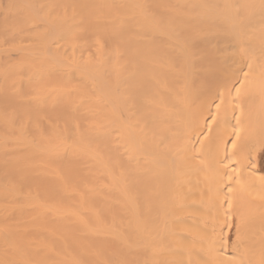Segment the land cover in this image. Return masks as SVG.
Returning a JSON list of instances; mask_svg holds the SVG:
<instances>
[{
    "label": "bare ground",
    "instance_id": "bare-ground-1",
    "mask_svg": "<svg viewBox=\"0 0 264 264\" xmlns=\"http://www.w3.org/2000/svg\"><path fill=\"white\" fill-rule=\"evenodd\" d=\"M261 67L264 0H0V264H264Z\"/></svg>",
    "mask_w": 264,
    "mask_h": 264
},
{
    "label": "rangeland",
    "instance_id": "rangeland-1",
    "mask_svg": "<svg viewBox=\"0 0 264 264\" xmlns=\"http://www.w3.org/2000/svg\"><path fill=\"white\" fill-rule=\"evenodd\" d=\"M263 113H264V111H263ZM261 114V113H260ZM262 118H264V115H263V117ZM263 120V130L261 131V133H260V137H258V139L260 140V143H261V145H260V149H259V155H260V160H261V164H263V166H264V134H263V131H264V119H262ZM263 135V136H262ZM258 139H257V141H258ZM263 140V141H262ZM252 226H254V225H252ZM252 226H250V225H247V226H242V228L244 229V231L242 230L241 231V233L239 232L238 233V235H237V233H236V235L238 236V237H240L241 239H243L245 242L247 241V243L249 242V243H252L253 241L255 242V244H264V240H262V239H260L261 237L264 239V232H263V230H264V225H261L260 227H259V225H256L255 226V228L254 227H252ZM249 227H251V228H249ZM253 228V229H252ZM258 230H257V229ZM259 228H261V230H259ZM249 229H250V231H249ZM255 229V230H254ZM252 230V231H251ZM246 231H248V232H246ZM256 231V232H255ZM249 232H252V233H249ZM255 232V233H254ZM259 232V233H258ZM260 232L261 233H263V234H260ZM234 232H233V230H232V232H230V234H229V238H231L230 239V241L234 238V237H236V235L234 236V234H233ZM247 233H249V234H247ZM260 234V235H258V234ZM243 235H245V236H243ZM247 235V236H246ZM254 236L255 238H251V236ZM242 236H243V238H242ZM261 236V237H260ZM249 237V238H248ZM247 239V240H246ZM253 239V240H252ZM259 239V240H258ZM251 242H250V241ZM257 240L258 241H260V242H257ZM261 241H263V242H261ZM253 242V243H254Z\"/></svg>",
    "mask_w": 264,
    "mask_h": 264
},
{
    "label": "snow or ice",
    "instance_id": "snow-or-ice-1",
    "mask_svg": "<svg viewBox=\"0 0 264 264\" xmlns=\"http://www.w3.org/2000/svg\"><path fill=\"white\" fill-rule=\"evenodd\" d=\"M248 69H249V71L243 73L245 77H247L250 74V72L252 71V65L251 64L248 65ZM261 74L264 75V67H261ZM241 83H243V82H241ZM237 138H239L238 134H237ZM232 146L234 149L237 147L235 141L232 142ZM248 166L252 167V168L256 167V161H255V159L252 158L251 154H249V156H248ZM229 191H231V189H229Z\"/></svg>",
    "mask_w": 264,
    "mask_h": 264
}]
</instances>
